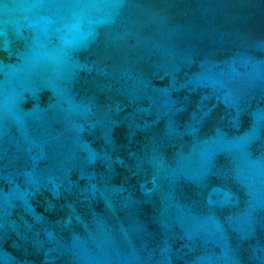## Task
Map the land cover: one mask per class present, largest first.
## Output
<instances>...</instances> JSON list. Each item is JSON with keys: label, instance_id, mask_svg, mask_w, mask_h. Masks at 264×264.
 Returning a JSON list of instances; mask_svg holds the SVG:
<instances>
[{"label": "water", "instance_id": "1", "mask_svg": "<svg viewBox=\"0 0 264 264\" xmlns=\"http://www.w3.org/2000/svg\"><path fill=\"white\" fill-rule=\"evenodd\" d=\"M0 264H264V0H0Z\"/></svg>", "mask_w": 264, "mask_h": 264}]
</instances>
